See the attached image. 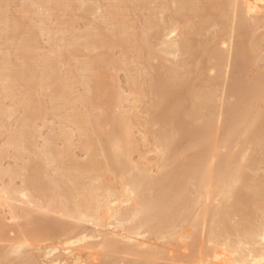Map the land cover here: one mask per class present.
Segmentation results:
<instances>
[{"label":"bare ground","instance_id":"bare-ground-1","mask_svg":"<svg viewBox=\"0 0 264 264\" xmlns=\"http://www.w3.org/2000/svg\"><path fill=\"white\" fill-rule=\"evenodd\" d=\"M30 1H31L30 2L31 4H32V2L33 3L36 2L38 5H40L39 0H38V2H37V0H30ZM82 1H84V0H82ZM94 1L93 2L91 1V3L97 2V1H95V2ZM167 1L165 0L166 3H169ZM200 1H202V0H171V2L174 4L173 6H175L173 8L174 13L177 14V16L176 15L173 16L174 18L172 17L173 21H175L174 19H179L178 16H180L181 19L176 20V21L181 22L182 17H184V18L189 17L191 14L198 12L197 9L199 8L200 5L197 3H199ZM78 2H79V0H78ZM84 2H86V1H84ZM41 3H42V0H41ZM112 3H114V2H112ZM201 3H204L203 5L201 4L202 5V7H200L201 10H202V8H205L203 10V12H206V10L208 12H211L212 16L214 17V20H215V22H214L215 25L214 24L213 25L215 27L217 26L219 28V31H218V28H215L217 30H214V32H213V33L218 32L217 33L218 36H215V38L219 37V39L217 38V41H216L215 38L212 39L213 35H209V37L211 36L210 38H208V39H211V40H209V41H211L209 46L207 47V44H206L205 45L206 47L204 46L202 53H200L201 48H197L199 50V52H197V54H199L198 57L196 56V53H194V55L197 57V59H196L197 63L195 65V67H199V72H200L199 74H197V76H198V78L202 77V81H201V79H198V80H200V82H202V83L207 84L205 87H203V84H201L200 86H202V87L199 88V86H197L198 83L194 82V81H193L194 83L192 82L194 85L193 86L190 85L191 86L190 89H189V86H188V88L184 87L183 81H185L187 83V81L190 79L189 74H187L188 76L186 77V72H189V73L192 72V70L190 69L191 67L189 68L191 71L186 70V72H184L185 75L184 74L183 75L185 78H183V76L180 75L181 72H178L179 69L177 70V67L180 66L179 58H181L183 60V58H182L183 55L186 57L187 55H185V54H191V52L193 53V52H196V50H197V49H194L192 47L196 44L191 43L190 39H192V36H195L192 34L195 33L196 35H198L199 31L200 30L202 31V29H204V27H206L205 25H200L199 22H201V21L198 20L199 24L197 23L200 26L194 27V28H197L196 30H198V28H199L197 33L193 27L189 26L191 23H189L190 21L188 19H190V18L186 19L189 24L187 22H186V24L185 23L180 24L181 26L183 24L187 26V24H188V27H190L192 29L191 30L189 29L190 31L187 30L188 28L185 30L189 31L190 33H191V31L194 30V32H192L191 34L190 33L188 34L187 32L184 31L185 34L187 33V35H192L190 39H188L190 36L188 37V36H185V34H183V29L182 30L180 29L181 32H179L177 34V28L178 27L173 25V23H175L176 21L172 22L171 25L173 27H171L169 30L168 29L167 30L162 29L163 31L165 30L164 33H162V35L158 34L159 31H161L159 25H161L160 23H162V22L160 21L161 19H159L158 21L160 23L157 20L155 23V19H157V18L153 19L152 22H154V24H157V22L159 23V25L157 26L160 29V30L158 29V31H157L158 33L156 32V34H154L155 33L154 32L153 33L154 35L149 33L148 34L149 36H146L147 35L146 33H148L149 31L148 32L144 31L146 34L145 35L146 37H152L153 36L152 37L153 43H151L152 40L150 38L151 42H148V39L146 41V43H148L147 47L145 46L146 45L145 43H144L145 45L141 44V46L142 45L145 46L146 50L152 51L151 49H153L152 52H154V50H156V49L159 50L160 47L154 49V47H156L157 44L159 43V42L157 43V41L159 40L160 41L159 45H161L162 48H164V50L161 51V53L163 52L164 55H169L170 57L174 56V58L177 56H182V57L178 58L179 61H173V62H172V59L170 60L171 62L169 61L170 57L168 56L167 61H169L171 63V65H169V67H168V65H166L167 66L166 67V66H163L165 64H163V65L160 64L163 67V69H162V70H164L163 73H161L162 70H161V72L159 70V72L161 74L157 78L154 77V79H156V80L153 83L150 82L152 84H149L150 78L147 80L149 86L150 85L152 86V87H149L151 90H148V91L149 92L152 91L151 93H153V91H154L155 94L158 95V97H159V99L157 100L158 97L156 96L157 102L155 101L156 102L155 104H153L154 101H153V103L151 101L149 103V106H150L149 109L151 108L150 113L154 117V121H153L154 124H152V122H151L152 120L151 121L147 120V121L151 122L149 124V126H147V127H150L152 125H156V128H157V125L159 127L157 129L158 130L157 132L156 131H155V133L152 132L153 133L152 135L154 136V141L157 144L156 152L160 153V156L158 157L159 159H157V157H156V159L158 161L155 159L157 161V162L155 161L156 163L155 162H153V164L151 163L152 166H149V163H150L149 160H148L149 162L148 161L145 162V163L148 162L147 164L142 163L141 165H138L140 161L137 162L138 164L132 163V162H134V160L132 161V159H131V153L132 152L134 153L135 150L133 149V145H134V143L136 144L135 140L134 141L131 140V129L130 128L133 129L134 125L132 126L133 123L131 122L133 120H129L131 116L128 115L129 116V118H128L127 115H125L127 113V111H125L126 113H124V114H123V111H121L122 116H120L121 113L119 112L120 115H119V118H117L115 116L116 115L118 116V114L115 112L116 115L115 116L112 115V111H113L112 110L110 113V115H111L110 116L109 110H110L112 105H111V103L107 102L111 106L110 105L107 106L104 104L108 108L106 107L105 108L106 110H104V109H102V110L105 111V114L107 113L106 111H108V114H106V115L101 114V115H102V117L103 116L106 117L107 115H109V116H107L108 118L106 117V120H105V118H102V117H101V119L105 120L103 122L107 121V123H108L107 126L109 127V131L108 132L106 131L107 134L105 132V134H106L104 137L105 140H102V142H100V146H98V148L96 147V145H95V147L93 145L94 141L91 138H93L94 136H93V134L91 135V133H92L91 130L87 129L85 127L86 126L85 123L83 124V122H82L83 121L82 113L74 111L73 113H71L69 115L67 114V116L65 118L67 121L66 123L69 122V123L73 124L76 127L77 131L79 132L78 136L80 135L81 141H78V142H80V144L78 143V145H81V147L84 148V152H85L84 156L87 157V159L85 162L82 161V162H84L82 164L79 161H78V163H76L75 161H77V159H75V157H74L75 161H72L71 166L68 168H65L63 170L64 176H61V177L66 178L68 176L69 178H74L73 183L72 182L71 183H72V186L74 187V190H77L79 192L77 197H80L81 199L77 200L75 198V196L73 197L72 194L73 193L75 194V192H73L72 190H69L72 187H70V185L66 181L65 182L68 184L69 188L64 189L65 187H62L63 190L61 191L62 188L60 189L59 186L60 187L62 185L65 186L66 183L64 182L65 185L62 184L64 181L62 178L61 179H55V178H53L54 176L52 177V175H51L50 177H48L49 179L51 178V184H52V185L50 184L51 186H54V184H56L55 182L57 180H59V181L61 180V182H57V183H61L62 185L61 184H57L58 186L56 185V187L59 188V189L57 188L58 191L60 190V192L53 194L52 192H54V191H52V190H54V187H55L54 186L50 191V194H49L50 197L48 196V194H46L48 196L47 199L49 198V201L51 203H52V201H54V204L52 205V207L48 201H46L47 203L45 201H43L44 204L43 203L40 204L39 202L37 203L35 200L36 199L35 195L36 194L39 195V194L43 193V188H44V187L42 188V185L40 184L41 181L39 180L41 178H39L38 176L40 174H42L44 171L42 173L40 172V174H38V172H36L35 169H32L35 171L31 172V168L29 169L30 172L28 171L29 173L26 171V168H24L28 174L26 173L27 176L25 177V180H23V182L27 183L26 185H28V188H30L29 192H32L33 194L35 193V195L28 193V194H31V196H30V195L26 194L24 192V190L23 191H16V189H14L15 191H11L7 187H6V190L0 191V201L3 198L2 202H0V206H1V208L3 206H5V207L7 206L6 209H8V212H4V213H7L8 216L6 214H4L3 215L4 217L1 220L0 224L4 221H7V222L10 221L11 223L14 222L13 227L15 228L18 225V224H15L16 219L17 218L21 219V218L25 217L26 214L25 215L22 214L23 216L16 214L15 211H16V208H18V205L16 207L15 205L12 204L13 202H17V204H21V207H22V205L26 204L29 208L30 207H32V209L34 208L36 210V212H42V214H44V218H45L44 221L46 220L47 217H48V220L51 217V216L49 217V215H48L49 213H52V214L54 213L58 217L65 218V221H67L66 224H65L64 220H62V219H61V221H63V222H61V221L60 222L64 223V224H58L59 220L55 219V220L49 222L46 228H44L46 226V224H44L45 225L43 227L44 229L39 230V231H45V234L43 233L44 235H47V234L49 235V232L53 231V233L57 234L58 238H59L58 242L56 241L57 244L55 246H52V247L50 246L48 248H45V250H47L45 252V254L47 255V258H48L47 261L49 264H87L90 261L91 262L95 261L97 259V257H96V259L89 257V258H91V259H89V261L84 259V255H83V252H84L83 249L84 248L83 247H84L85 243L82 244L85 240L87 241V239H90L89 241H91L93 237L99 238V240H97L98 243H95V244H97V246H99L101 248V253L103 251L104 256L102 255L100 258L105 257V259H104V261H102V263L99 262L101 264H116L117 260L121 259V256H130L133 258L132 262H135L137 264H157V260L160 261L161 255L163 253H166L167 251L161 253L162 251L160 252V250H159L160 246L156 245L153 242L166 241V243L169 244V243H171V240L177 239L179 237H181L182 239H179V240L177 239L178 243H179V241L181 242L182 240H184L183 242H185V239L188 238L186 236L193 234V233H190V231H184L185 228L183 229L182 227L185 225L186 226L190 225L189 227H192L191 229H193L195 231L194 234L196 233L197 230H199V231L202 229L206 230L205 234L207 235V237L205 235H203V236H205L207 239H202V241L206 240L207 243L209 244V245H207L208 247L206 248L205 254H200L199 256L196 255L197 257L195 256V258L192 259L193 261L191 262V264H264V104H263V107H261L262 105L261 106L259 105L261 103H264V100H263V97H264V72L260 73L258 76H256L255 78H252L249 81L244 79L246 77L245 76L246 74L245 75H243V74L246 72H244L238 78H236L232 81H230L228 79L230 82H233V90H234V93L238 94V99L236 98V96L233 97L234 94H232V92H231V94H232L231 97L233 99H237L236 102H234L233 104H231V103L226 104L224 99L222 100V98H221L220 100H222V101L220 103L222 104L224 102L225 104L223 103L224 105L223 106L221 105L222 109L218 106V103H219L218 102V98H219L218 93H219V87H220L219 81L226 78V74L229 72L230 68L233 69V71L235 72L236 70H240L241 68H243V66L246 67L248 65V64H246L247 63L246 62L247 55H249V54H247V52L252 54L254 51H257V49L259 50V48H260V50H262V48H263L262 46H264V32H262L263 34H261L260 36L256 33L259 36L258 38L254 34L251 35V37L249 38L247 48H245L242 44H239V43L235 44V46L232 47V44H234L232 40L234 39V33H235L236 27L235 28L229 27L230 25L228 22L233 21V20L237 21L238 27L241 28V31H239V32L244 33L245 37H246V33L249 30L248 31L246 30L247 32H244V30H242L243 28L246 27V28L253 29L252 31H255V30L257 31L260 27H264V0H203V2H201ZM78 4H76L77 6L76 5L75 6L73 5V6L75 8H77L79 6ZM86 4L87 3H84L85 6H87ZM99 4L100 3L95 4V5L99 6ZM161 4H162V2H161ZM27 5H28V3H27ZM43 5H44V3H43ZM84 5H82V6H84ZM163 5H164V3H163ZM85 6H84V8H85ZM92 6H94V4ZM110 6H112L111 3H110ZM197 6H198V8H197ZM74 7H73V9H75ZM79 7H81V6H79ZM89 7H91V6H89ZM106 7H108V6L106 5ZM92 8H95V7H92ZM107 9L105 12L111 10L112 7H111V9L109 8V10H107ZM166 9H167V6H166ZM81 10H82V8H81ZM95 10L93 11V13H95ZM115 10H117V7H116V9L115 8L112 9V14L110 12V14L112 15L111 21L106 22L104 20L106 25H108L107 23H109V22H112L111 24L113 25V20L114 19L117 20V18L113 19ZM173 10H172V12H173ZM24 11H26V12L24 13ZM78 11H80V10H78ZM97 11H96V13H97ZM103 11H101L102 15L104 14ZM22 12L24 14H26V13H28V10L26 9V10H23ZM81 12L82 13L85 12L84 9ZM86 12H91V11H88V9H87ZM98 12L100 13V11H98ZM119 12H120V10L118 11V13ZM163 12H165V11H163ZM199 12H201V11H199ZM208 12H206V13L208 14ZM174 13H173V15H174ZM119 14H121V13H119ZM119 14H117V15L119 16ZM196 14H199V13H196ZM121 15H123V14H121ZM205 15L203 14V16H205ZM158 16L159 15H157V17ZM207 16L209 17V19H213L211 17V15L210 16L206 15L205 22H204L203 18H202V22L210 25L211 22L207 21V18H208ZM106 17H107V15H106ZM195 17L197 18V15ZM3 18H4V16H3ZM152 18H154V17H152ZM106 19L108 20V18H106ZM198 19H200V16ZM116 20H114V21L116 22ZM119 20L120 19H118L117 23L119 22ZM150 20H148V21L150 22ZM165 20H166V18H165ZM3 22L6 25V22L5 21H3ZM24 22L25 21L23 20L22 23L24 24ZM121 22H122V20H121ZM184 22H185V20H184ZM27 23L28 22L26 20V22H25L26 25L21 24V26L22 25H23L22 27L27 26L25 28L30 29L31 25L29 26ZM127 23H125V21H124V23H120L118 25L114 24V25H116V27L114 29L117 30V33H118L117 35L120 34V36H122V37H125V35H127L128 32H126V30L128 27L125 28L126 26L124 25ZM203 23H201V24H203ZM146 24H147V26H150V25H148L149 23H146ZM176 24H178V23L176 22ZM233 24L235 25V22H233ZM97 25H99V24H97ZM138 25H139V23H138ZM140 25H142V24H140ZM151 25H152V23H151ZM162 25H164V22ZM165 25H166V23H165ZM184 25L182 27H184ZM19 26H20V24H19ZM21 26L19 28H22ZM99 26H101V25H99ZM147 26H146V28H147ZM167 26H169V22H168ZM202 26H204V27L202 28ZM13 27L15 28V26H13ZM129 27L132 28V25L131 26L129 25ZM110 28H112V27H110ZM150 28H151V26L149 27V29ZM152 28H154V26ZM161 28H162V26H161ZM200 28H202V29H200ZM4 29L7 30V28H4ZM149 29H146V30H149ZM207 29H205V30H207ZM19 30H22V29H19ZM111 30L112 29H110V33H113L115 31L114 30L113 32H111ZM128 30H129V28H128ZM8 31H7L8 33H5V34L11 33L12 30H10V28H8ZM30 31L31 30L28 31L30 34L34 32L31 35H35V33L37 34V32H35L33 30L31 32ZM99 31L98 32L95 31L94 33L92 32V34H93L92 36L94 37L95 34H97V33L99 35L100 34ZM135 31L136 30H134V32ZM260 31H262V30H260ZM260 31L258 30V32H260ZM4 32H6V31L4 30ZM28 32L26 34H28ZM69 32H71V31H69ZM130 32H132V31H130ZM207 32H209V31H207ZM21 33L25 34L24 32H21ZM5 34H3V35H5ZM106 34L104 35V37H107V40L105 38V40L107 41V44H112L114 41L113 39H115L114 37L115 36L117 37L116 33H115V35L111 34L112 36H114L113 38H112V36L110 38L112 40V43H110V41L108 43V37L110 34H108V36H106ZM129 34L131 35V33H129ZM157 34L159 36H157ZM244 34H242V35H244ZM250 34H251V32H250ZM179 35H180V38L177 37ZM10 36L7 35L8 39L10 38ZM30 36H28L29 39L27 37L25 40H27V39L31 40L32 36L31 37ZM49 36H51L50 33H49L48 37ZM120 36H118V37H120ZM134 36H135V34H134ZM134 36H133V38H135ZM154 36L156 38L158 37L157 38L158 40H156V43H155L156 46L154 45V47H152L151 45L154 44V38H155ZM34 37H36V38H34ZM34 37L32 39L36 40V42H34L36 44L37 38L39 36L37 37V35H35ZM52 37H50V38H52ZM126 37L130 38V36L129 37L126 36ZM159 37H160V39H159ZM176 37L179 38V40H177ZM242 37H244V36H242ZM20 38H23V36ZM88 38H87V40L91 39V38L90 39H88ZM98 38L101 39V37H99V36H98ZM98 38L96 40H100ZM53 39H55V38H53ZM84 39H86V38H84ZM235 39H236V37H235ZM246 39H248V38H246ZM96 40L91 39L90 42L89 43L87 42V43L90 44L89 46H91L92 45L91 41L93 42ZM126 40H124V38H123V40L121 41L122 43H118V42L117 43L120 45L121 44L124 45L123 41H125L126 42V43L124 42L125 45L121 46V48H123V47L126 48L125 46H129V44L127 43L128 41H126ZM19 41H21V40H19ZM102 41L104 42L103 39H102ZM116 41H115V43H116ZM130 41H134V43H135V39L134 40L130 39L129 42ZM141 41L144 42V40H141ZM196 41L198 42V40H196ZM199 41H200V39H199ZM207 41L208 40H206L205 42L207 43ZM237 41H239L238 38H237ZM21 42H23V41H21ZM103 42H101V40H100V43L102 45L104 44ZM139 42H140V40H139ZM202 42H203V39H202ZM202 42H201V44L205 43V42L204 43H202ZM29 43L27 42V44H29ZM78 43H80V42L78 41ZM87 43L84 44V47L86 45L87 50L85 49L86 47L85 48L82 47V49H84L86 51H88ZM100 43L97 42V44H99V46H100ZM149 43H150V46L152 48L149 46ZM93 44H94V46L97 45L96 42ZM126 44H128V45H126ZM130 44H133V42H130ZM29 45H31V44H29ZM74 45L75 44H73V47H75L74 49L76 50L77 47ZM79 45L82 46L81 43ZM79 45H78V47H79ZM116 45H114L112 47L117 48ZM24 46H25V48H26V46H27V48L31 47V46L28 47V45H24ZM109 46H107L108 49H109ZM19 47L22 50L23 47H21V45H19L18 48ZM96 47L97 46H95L94 48L91 47V49L93 48L94 49L93 51H95ZM105 47L102 46L101 48H104V51H105V49H107ZM20 48H19V50L16 49V52L21 51ZM25 48H23V49L26 50ZM33 48H32V50H33ZM67 48L69 49L70 47L67 46L66 50H67ZM139 48L143 52H145L141 47H139ZM52 49H50L49 51H51ZM71 49H72V47H71ZM74 49H72V50L74 51ZM111 49H113V48L110 47V50ZM192 49H194V51ZM64 50H65V48H64ZM72 50H71V52L73 53ZM97 50H99V48ZM110 50H108V51L110 52ZM124 50L126 51L127 48ZM16 52H14V53L16 54ZM29 52H30V50H29ZM77 52H75V53H77ZM159 52H160V50H159ZM159 52H158V54H160ZM56 53L58 54V52H53V54H56ZM59 53L61 54L60 51H59ZM123 53L124 52L122 51V54ZM17 54H19V53L17 52ZM57 54H56V56H57ZM148 54L153 55V53L152 54L148 53ZM154 54H157V52L156 53L154 52ZM158 54L155 56L159 57ZM25 55L26 56L31 55V53L30 54H23V58H25L24 57ZM100 55L103 56L102 54H100ZM108 55H109V53H108ZM108 55L107 56L105 55V56L108 57ZM191 55H193V54H191ZM191 55H189L190 61H192V59L195 58L194 55L192 57H191ZM263 55H262V58H263ZM58 56H60V55H58ZM112 56H114V55H112ZM19 57H17L16 60H19V61L23 60L22 62L25 61V64H26L28 62H26L25 59H28L30 56L29 57L27 56V58H25V59H21L22 57L21 58H19ZM31 57H32V55H31ZM33 57H35V56H33ZM146 58L148 59L149 57H146ZM150 58H153V57L151 56ZM250 58H248V61H250L249 60ZM256 58H258V57H256ZM256 58L254 57V59H256ZM259 58L262 59L261 57H259ZM72 59H73V57H72ZM99 59H101V58H99ZM112 59L115 60L118 58L112 57ZM112 59L103 58L104 63L108 60H111V64H112L110 66L111 68L115 65H117L119 68L120 67L119 62H117L118 63L117 64L116 60L114 61ZM154 59L159 60V61L161 60V58L160 59L154 58ZM165 59H167V57H165ZM175 59H173V60H175ZM229 59H230V61H229ZM3 60L6 61L5 58H3ZM35 60H36V58H35ZM121 60L125 61L124 59H121ZM150 60L151 59H149L148 61H150ZM152 60H151V62H152ZM155 60H153V61H155ZM184 60H187V58L186 59L184 58ZM231 60H232V62H231ZM88 61H90V60H88ZM194 61L195 60H193L191 62V63H193V65H194ZM259 61L260 60L258 59V62ZM98 62L96 60V64H94V65L91 63V65L93 66V67L91 66L92 69H94L95 65L97 66ZM120 62H122V61H120ZM151 62H149V63H151ZM187 62H189V58H188ZM39 63H40L39 69H40V72H42L40 74L43 75L44 72L47 73L49 66L51 64H49V62H46V60L45 61L43 60ZM93 63H95V62H93ZM125 63H123V64H125ZM158 63H160V62H158ZM161 63H163L162 60H161ZM252 63L250 62V66ZM32 64H34V63H32ZM58 64L59 63H57V64L55 63L56 67L58 66ZM102 64H103V62H102ZM186 64L188 65V63H186ZM186 64H185V66H186ZM189 64H190V62H189ZM257 64H259V63H256V65ZM4 65L5 64H3V66ZM27 65L30 66V64H26V66ZM53 65H54V63H53ZM101 65L100 64L98 65L99 69H100L99 66H101ZM109 65L110 64H108V67H109ZM127 65H129V63ZM157 65L158 64H156V66ZM253 65H254V63H253ZM256 65H254V66H256ZM26 66H24V67H26ZM29 66L27 68H25L24 70H20L18 72L15 71V73L13 71V74H10V73H9L10 75L5 74V77H7L8 79H10V76H12V78H14V79L19 78L21 81H23L22 83H25L26 85H28V88H30V85H31V87L32 86L34 87L33 84H35V82L36 83L42 82L43 76L38 74L39 70L36 66L35 67L37 68V70L34 68L33 65L32 66L34 69H32V66L31 67H29ZM117 66H115V67L117 68ZM139 66H141V65H139ZM144 66H145V64H144ZM146 66H147V62H146ZM254 66H251V67H253L251 69H253V70L256 69L257 66L255 68H254ZM72 67H74V66H71V69H73ZM115 67H113V68H115ZM150 67L151 66H149V68ZM188 67H189V65H188ZM245 67H244V69H245ZM248 67H246V69ZM2 68H4V67H2ZM53 68L54 67L52 66V69ZM58 68L59 67H57V69ZM89 68L83 69L85 74L83 73L84 75L81 77V79L77 78V79H79L77 81V83H79L80 81L83 80V84L86 87L87 92L90 94V96H87L88 98L86 97V94H85V97L87 98V101H88V99L90 100L93 97L90 100V103H93V102H91L93 99L101 98L100 92L102 93V90L100 91V89L102 87L100 88V86H102V85L99 86V83H97L96 85L95 84L94 85H92V84L88 85L89 81L88 82L84 81V79L87 77V74L90 73V71L93 72ZM98 68L96 69V71L98 70ZM152 68H154V67H152ZM78 69H80V68H78ZM186 69H188V68H186ZM192 69L194 70V68H192ZM35 70H36V72H38L37 73L38 76L36 74H33V76H35V77L29 78L30 74L28 75V72L33 73V71H35ZM75 70H71L70 73L72 74V71H73L72 75L78 74L77 71L75 72ZM249 70H250V67H249ZM100 71H102V70L100 69ZM147 71H149V70H147ZM202 71L206 72V74H207V72H211V71L213 72L214 71L215 74L213 72V74H214L213 77H210L209 75L205 76L204 73L202 74ZM260 71H262V70H260ZM74 72H75V74H74ZM110 72H112V70ZM113 72H115V71L113 70ZM3 73H4V71H3ZM54 73H56V72H54ZM230 73H232V72H230ZM47 74H49V76H47V77H52L51 73H47ZM91 74H94V73H91ZM194 74H196V73H194ZM211 74L212 73H210V75ZM253 74L257 75L258 73L257 74L253 73ZM68 75L70 76L69 73H68ZM2 76H3V74H2ZM2 76H0V77H2ZM75 76L72 79H76ZM112 76H114V75L112 74ZM231 76L232 75L230 74L229 77H231ZM77 77H79V76H77ZM98 77H100V76L98 75ZM188 77H189V79H188ZM195 77L196 76L192 77L193 80L195 79ZM56 78H58L57 80L59 81L58 75L56 77H54L53 79L56 80ZM114 78H115V76H114ZM114 78H112V80ZM129 78L127 76V80ZM232 78L233 77H231V79ZM17 79L15 82L16 86H17V81H18ZM50 79L51 78H49V80ZM61 79H62V77H61ZM89 79L90 78H88V80ZM92 79L95 80V77ZM132 80H134V78ZM228 80H226V81L229 82ZM129 81H131V80H129ZM7 82H8V80H7ZM137 82H135V84ZM68 83L62 82L61 84L56 85L55 88H57V89H55V90H56L57 94L54 93L55 92V90H54L53 95H57L58 98L64 97V94L68 93V90H69L68 89ZM142 83H141V85L143 86ZM188 83H190V82H188ZM12 84H10V85H12ZM73 84H74V82H73ZM133 84H134V82H133ZM20 85H18V86H20ZM112 85H115V84L112 83ZM184 85H185V83H184ZM225 85H226V83H224V86ZM18 86H17V88H18ZM23 86H25V85L23 84L20 87H23ZM36 86H37V84H36ZM84 86H82V87H84ZM137 86L134 85L135 88ZM194 86H195V88H197V90H195V89L192 90V87H194ZM227 86H226V88H227ZM230 86L231 85H229L228 87L230 88ZM15 87H13V88L15 89ZM25 87H23V88H25ZM153 87H155V88H153ZM6 88H8V85ZM53 88H54V85H53ZM113 88H114V86H113ZM149 88H147V89H149ZM229 88L227 90H229ZM32 89L30 88V91L28 90L30 92V93L28 92V96H32L31 94H34V92H31ZM107 89H108V87H107ZM137 89H143V87L142 88H136V91H135L136 94H137ZM10 90H11V86H10ZM21 90H27V88L26 89L21 88L20 92H21ZM109 90H107V92L104 90L105 92L104 91L103 92L108 94ZM227 90L225 89L224 91H227ZM182 91L185 93L184 94L185 96H183V93L181 94ZM6 92H7V94H9V91H6ZM70 92H72V91H70ZM111 92L114 94V92L116 93L117 91H114V92L111 91ZM132 92H133V89H132ZM132 92H131V94H132ZM138 92H140V91H138ZM141 92L143 93V91H141ZM109 93H110V91H109ZM7 94H6V96H7ZM11 94L12 93L10 92V95ZM20 94H22L24 96L23 91ZM113 94H111V96ZM26 95H27V93L25 94V97H26ZM68 95H70V94H68ZM104 95H103V97L106 100V98L109 94L105 95V96ZM140 95H142V94H140ZM151 95H153V97H154V94H151ZM151 95H150V97H152ZM34 96L35 95H33L32 98H34ZM222 96L224 98V94H221V97ZM67 97H69V96H67ZM85 97L83 96L80 99L84 103L88 104ZM103 97L101 98L102 101H104ZM123 97H124L123 98V100H124L125 96H123ZM26 98H28V97H26ZM51 98H53V97H51ZM58 98H56V99H58ZM133 98H135V96ZM229 98H230V96H229ZM13 100H15V99H13ZM25 100L27 101V99H25ZM123 100L120 99L119 101H123ZM65 101L69 102L68 100H65ZM114 101H116V100H113L112 102H114ZM227 101L229 102V99ZM32 102H33V104H32ZM38 102H39V100L36 101L37 105H38ZM67 102H66V104H67ZM34 103H35L34 99H32L30 102H28L27 105H28L29 109H32V107L34 106ZM97 103H99V101H95L94 104H96V106L101 104V103H99L97 105ZM104 103H106V102L104 101ZM120 103H122V102H119L118 104H120ZM64 104H62V105H64ZM87 104H85V107L88 106ZM91 105H89V106H91ZM152 105H153V107H151ZM109 106H110V108H109ZM36 107H37L36 111L39 112L38 106H36ZM36 107L34 106L33 108L35 109ZM95 108H94V110H95ZM116 109L118 110L117 107H116ZM121 109H122V107H120V109L118 111H120ZM25 111L26 110L24 109V112ZM36 111H34V113ZM30 113H29V115H30ZM88 113H90V112H88ZM150 113L148 112V109H147V114L149 115ZM37 114L38 115L40 114V116H42L41 113H37ZM90 114L92 115V113H90ZM29 115L28 114L26 115V113H25V116H23V118L26 116H29ZM91 115H89V116H91ZM155 115H157V117ZM30 116L26 120H28V121L31 120L32 118L29 119ZM152 116H148V119H150V117H152ZM132 117H133V115H132ZM37 118H40V117L37 116ZM95 118L98 119L97 117H95ZM101 119H98L97 123H100ZM151 119H153V118H151ZM31 121H33V119ZM34 121H35V118H34ZM93 121H94V119H93ZM130 122L132 123L131 125H130ZM21 123H22V121H21ZM32 123L29 126L27 123H25V125H27L28 128L31 126V130H32L33 129ZM97 123L94 121L93 124L96 125ZM33 124H35V122ZM20 125L22 126V124H20ZM27 126H24V128L25 127L27 128ZM97 126H99V124H97ZM130 126H132V127H130ZM108 127H106V128L108 129ZM28 128L26 130L30 131V133H29V131H27L29 133V135H27L26 130H23L20 127H18V129H19L18 131L14 130V132L11 134L12 138L9 137V138H11L10 141H12V142L8 141L9 143L13 144L12 145L13 148L16 147V149H18L19 148V145H18L19 142L25 141L24 139L27 136H31V135H32V137L34 136L33 133L35 134V132L31 131L30 128L29 129ZM60 129H61V127H60ZM93 129H94L93 132L98 131L97 129L94 128V126H93ZM61 132H63V131H61ZM14 133H16V134H14ZM96 133H98V132H96ZM99 133H100V135H101V133L104 135V132L101 131V129H100ZM64 135H65V132H64ZM98 135L95 136V139H97L96 137H98ZM39 136H41V135H39ZM66 136H68V135H66ZM32 137H30L29 140L33 139L36 136H34L33 138ZM99 137H101V136H99ZM51 138H52V136H51ZM51 138H49V139H51ZM60 138H63V136H61ZM54 139L52 142H54ZM64 139H66V138H63V140ZM68 139H70V138H68ZM46 140H48V139H46ZM60 141L62 142V140H60ZM66 141H69V140H66ZM92 141H93V143H92ZM96 141H98V140H96ZM28 142L29 141H27V143ZM29 144H30V142H29ZM24 145H25L26 149H27V147L29 149H31L30 148L31 145H34V144L31 143V145L29 146V145H26L24 143ZM24 145L22 144L23 147H24ZM98 145H99V143H98ZM46 146L47 147H45V149H48L47 152H49V153L52 152L51 151L52 149L50 147L52 146L54 148L53 144H51V143L49 144V142H48V145L46 144ZM33 147H36V146L34 145ZM81 147L79 148L80 150H82ZM135 149H137V147ZM19 150H22V148H20ZM34 150H35V148H34ZM38 150L41 151V148ZM62 150H63V148H62ZM62 150H57V151H60V153H61ZM221 150H224V151H221ZM17 152L19 153V151H17ZM32 152H35V151H32ZM62 152H64V154H65L64 150ZM138 152L139 151H137V153ZM38 153H40V152H38V151H37V153L35 152L36 155ZM31 154H33V153H31ZM53 154L58 155L59 153H53ZM45 155H46V152L44 153V157H45ZM57 155L55 156L56 158H57ZM62 155H63V153H61V156ZM99 155H101L103 157L102 161L99 160V159H101L99 157ZM139 155H142V154H139ZM182 155L183 156L186 155L185 157H187V158H185V157L182 158L181 157ZM38 156H39V154H38ZM40 156H41V153H40ZM67 156L71 157L70 154H68ZM67 156L65 154V157H67ZM97 156L99 157L98 159H96ZM59 157H60V155H59ZM65 157H64V159H66ZM141 157H143V155ZM180 157L182 159H180ZM34 158L36 159V157H34ZM39 158H41V157H38L37 159H39ZM42 158H43V155H42ZM53 158H54V156H53ZM47 159H50V157ZM57 159L59 161V158H57ZM185 159H186L185 162H181V160H185ZM54 160H56V159H54ZM140 160H142V162H143V160H145V159L141 158ZM39 163H40V161H39ZM172 166L174 168L171 169L170 167H172ZM258 166L263 167V169H262L263 173L260 174V178L254 179L253 178L254 172L258 169H260V171H258V172H261V168H259ZM110 167H111V171L109 169ZM56 169H60V168L56 167ZM107 170L110 171V174L117 173L116 175L120 177V180H118L120 184L117 183L119 185V188H114V189L111 188V189L105 190L104 194L98 195L95 193L96 191H98V188H96V187H88L87 188L86 187L87 184L83 185L84 183L83 184L80 183V181H82V179H85V178H89V180H92L94 182L97 180H99V182H100V179H102V178H103V180H105L107 177H109V176H107L108 174H106ZM37 171H39V170H37ZM158 172H163V173L167 172V173L162 174L161 176H159V178H157L158 175H160V174H158ZM22 174L24 175L25 173H22ZM43 175H44V173H43ZM57 175H58V173H57ZM155 175H157V177H155ZM103 176H106V177H103ZM255 176H257V175H255ZM48 178H47V184L49 182ZM52 178L55 179L56 181L53 182ZM107 179H110V178H107ZM108 181H105V182H108ZM44 183H45V180L43 182V186H44ZM88 183H89V181H88ZM103 184H104V181H103ZM50 185H48V186L50 187ZM101 185H102V182H101ZM102 187H104V185ZM102 187H101V189H102ZM108 187H110V186H108ZM99 189H100V187H99ZM9 190H10V192H12L11 196H10ZM18 190H21V189H18ZM47 190L49 191L50 189H47ZM100 191H102V190H99V192ZM71 192H72V194H71ZM44 197H46V196H44ZM44 200H45V198H44ZM58 200H61V201H58ZM14 204H16V203H14ZM64 204H67V206L66 205L63 206ZM22 211H23V209H22ZM0 213H2V212H0ZM21 213H23V212H21ZM26 213H28V212H26ZM45 215H48V216L46 217ZM234 218H237V220L233 221ZM34 219H37V218H34ZM11 223L9 225H11ZM27 223L29 224V222H27ZM32 224H34V223H32ZM35 224H36V222H35ZM74 224L79 225L80 227H76ZM29 225H31V224H29ZM17 228H15V229H17ZM33 229L35 230L36 228H32V230L30 229V231H33ZM191 229H189V230H191ZM19 230H21V229H18V231ZM37 230H35V231H37ZM23 231H26V230H23ZM30 231L28 230V232H30ZM200 232H199V234H200ZM41 233L39 235L41 237H43L42 236L43 234L41 235ZM93 234H97V235L92 236ZM33 235L30 237L32 238V237L36 236L35 233ZM28 236L29 235H27V238H28ZM50 238H52V237H50ZM198 238H199V236L196 237V239H198ZM13 239H14V237H13ZM32 239H34V241H35L36 238H32ZM193 239H195V238H193ZM199 239H201V238H199ZM40 240H41V238H40ZM48 240H50V239H48ZM190 240H192V239H190ZM13 241L14 242L12 245H9V246L7 245L8 248L6 250L0 251V262L2 261L3 263L4 262L7 263L8 259H10L9 257H11L12 255H18V258H20L19 256L21 255L23 257H25V256L28 257V259L30 258V261L32 263H34L35 259H33V261L31 260V258L33 256L32 255V253H33L32 249H34V251L38 250L39 249L38 245H34L35 243L30 242L28 239L24 238L22 231L21 232L19 231L16 233L15 240H13ZM36 241L38 242V238L36 239ZM89 241H88V243H90ZM191 242H187L185 245L189 244L187 246H189L190 248L193 249V247H191L192 245L190 246ZM197 242H199V241L197 240ZM197 242L195 241V243H197ZM195 243L192 242V244H194L196 246ZM95 244H92V245L95 246ZM88 246L86 248H88ZM189 247H187V249ZM170 248H172V246ZM177 248H179V247H177ZM201 248H203V246ZM28 249H30V250H28ZM167 249H169V248H167ZM195 249L197 250L196 247H195ZM196 250H195V253L199 251V250L198 251H196ZM86 251H89V250H86ZM98 252H100V250ZM170 252H172V251H170ZM185 252L187 253V251H185ZM203 252H200V253H203ZM195 253H194V255H195ZM185 254H184V256H187ZM188 254H189V252H188ZM35 255H37V254H35ZM35 255L33 258H35ZM165 255H167V254H164V256H162V257H165ZM170 255H168V257ZM173 255H175V253ZM61 256H63L64 259H61L62 258ZM97 256H99V255H97ZM188 256H190V254ZM26 257H25V259H26ZM168 257H166V258L168 259ZM100 258H99V260H100ZM166 258H163V259L165 260ZM178 258H180V257H178ZM178 258L176 256V259H178ZM99 260H97V261H99ZM126 260H129V259H126ZM13 261H15V260H13ZM16 261H19V259L16 258ZM28 261L29 260H27V262ZM121 262H122V260H121ZM132 262H130V264ZM163 262L168 263L169 260L163 261ZM170 262H173V261H170ZM8 263H11V262H8ZM24 263L27 264L26 262H24ZM158 263H160V262H158ZM12 264H14V262ZM15 264H17V263H15ZM19 264H21V263H19ZM123 264H125V263H123ZM178 264H180V263H178ZM184 264H185V262H184Z\"/></svg>","mask_w":264,"mask_h":264},{"label":"rangeland","instance_id":"rangeland-1","mask_svg":"<svg viewBox=\"0 0 264 264\" xmlns=\"http://www.w3.org/2000/svg\"><path fill=\"white\" fill-rule=\"evenodd\" d=\"M84 1H86V2H84ZM84 1H82V0H79V2H78V0H42V3H41V0H39V2H40V5H38L36 2H32V4L30 3L31 1L30 0H0V76H2V74H3V76L2 77H0V191L1 190H6V187L7 188H9L11 191H15L14 189H16V191H23L24 190V192L26 193V194H28V193H31V194H33L32 192H29L30 191V188H28V185H26L27 183L25 182H23V180H25V177L27 176V174L30 172L29 171V169L31 168V172L33 171H35L36 170V172H38V174H40V172L42 173L43 171V173H44V175H43V173L42 174H40L38 177L39 178H41V179H39L41 182H40V184L42 185V188H43V193H41V194H36L35 195V193L33 194V195H35V197H36V202L38 203H43V201H48L50 204H51V207H52V205L54 204V201H52V203L49 201V198L47 199V197L49 196L50 197V191H51V189L54 187V190H52V191H54V192H52L53 194H55V193H57V192H60V190L58 191V189L60 188H62V187H65L64 189H68L69 188V186H68V184L70 185V187H72V188H70L69 190H72L73 192H75V194L73 193L72 194V192H71V194L73 195V197L75 196V198L78 200V199H81L80 197H77V195H78V191L77 190H74V187L72 186V183H73V181H74V178H69L68 176V178L66 177H61V176H64L63 175V170L65 169V168H68V167H70L71 166V162L72 161H75V159H77V161H75L76 163H78V161L79 162H81L82 164L86 161V159H87V157H85L84 156V148H82L81 147V145H78V143L80 144V142H78V141H81V137H80V135L78 136V134H79V132L77 131V129H76V127L73 125V124H71V123H66L67 121H66V116H67V114L69 115V114H71V113H73L74 111L75 112H79V113H82V116H83V124L85 123V127L87 128V129H89V130H91V135L93 134V138H91L93 141H94V147H95V145H96V147L98 148V146H100V142H102V140H105V135L107 134V132L109 131V127L107 126L108 125V123H107V121L106 122H103V121H105L106 120V117L107 116H109L110 115V113H111V111H112V115H116V113L118 114V116L116 115L115 117H117V118H119V115H120V113H121V115L120 116H122V112L121 111H123V114L124 113H126L125 111H127V113L125 114V115H127V117L129 118V116H131L130 117V119L129 120H133V121H131L130 122V125L132 124V126H133V129L132 128H130L131 129V140H135L136 141V144L134 143V145H133V149L136 151H134V153L132 152L131 153V159H132V161L134 160V162H132L133 164H138L137 162L138 161H140L139 162V164L138 165H141L142 163L143 164H147L149 161H150V163H149V166H152V164H153V162H155L157 159H159L158 157L160 156V153H158V152H156V146H157V144L155 143V141H154V136L152 135L153 133L152 132H154L155 133V131L157 132L158 130V125H157V128H156V125H152V124H154V117L151 115V111H150V109H149V103H150V101L153 103V101H154V103L153 104H155L156 102H157V100L159 99V97H158V95H156L155 94V92L153 91V93H151V92H149L148 90H151L149 87H152L151 85L149 86V84H152L153 82H155V80L156 79H154V77L155 78H157L161 73H163V71L164 70H162L163 69V67L161 66V65H163V64H165V65H163V66H166V65H168V67H169V65H171V59H172V62L173 61H179L180 60V66H178L177 67V70H178V72H181L180 73V75H182L183 76V78H185L184 77V72H186V70L188 71V70H192V72H186V77L188 76L187 74H189V76H190V79H189V77H188V81H187V83L185 82V81H183V86L184 87H187L188 88V86H189V89H190V87L191 86H193L194 84V82H197L198 83V85L197 86H199V88H201L202 86H200L201 84H203V87H205L207 84H205V83H202V82H200V80H198V79H201V81H202V77L201 78H198V76H197V74H199L200 72H199V67H195V65H196V63H197V61H196V59H197V57L199 56V54H197V52H199V50L197 49V48H201L200 49V53H202V50H203V48H204V46L207 44V47L209 46V44H210V42L211 41H209V40H211V39H208V38H210L209 37V35H213L212 36V39L213 38H215V36H218V32L216 33H213L214 32V30H217V29H215V28H218L217 26L215 27L214 25V22H215V20H214V17L212 16V13L211 12H208L207 10H206V12H208V14L206 13V12H203V10L205 9V8H202V10H201V8L200 7H202V5L204 4V3H201V2H203V0L202 1H200L199 3H197V4H199L198 6H199V8H198V6H197V10H198V12H196V13H201L200 15L199 14H196V13H194V14H191L189 17H182V21L180 22H178V21H176V20H179V19H181L180 18V16H178L179 17V19H174L178 24H176V22L175 21H173V19H172V17L173 16H177V14H175L174 13V10H173V8L175 7V6H173L174 4L171 2V0H166L167 2H169V3H166L165 2V0H95V1H97L96 3H91V1L93 2L94 0H84ZM88 1V2H87ZM94 1V2H95ZM144 1V2H143ZM164 1V2H163ZM37 2H38V0H37ZM108 2V3H107ZM112 2H114V3H112ZM161 2H162V4H161ZM205 2V1H204ZM26 3V4H25ZM27 3H28V5H27ZM43 3H44V5H43ZM62 3V4H61ZM78 4L79 6H81V7H77V8H75L74 6L76 5V4ZM84 3H87L86 5L87 6H85L84 5ZM98 3H100L99 4V6L98 5H95V4H98ZM110 3L112 4V6H110ZM141 3V4H140ZM163 3H164V5H163ZM172 5H171V4ZM81 4V5H80ZM94 4V6H92V5ZM167 4V5H166ZM202 4V5H201ZM32 5V6H31ZM34 5V6H33ZM59 5V6H58ZM68 5V6H67ZM74 5V6H73ZM82 5H84L85 6V8H84V6H82ZM91 6V7H89V6ZM106 5L108 6V7H106ZM117 7V10H115V13H114V17H113V19L114 18H117V20L116 19H114V20H116V22L113 20V25L114 24H116V25H118V24H120V23H124V21H125V23H127V24H124L126 27L125 28H129V30H128V28H127V30H126V32H128L127 33V35H125V37L126 36H130V38H125V37H122V36H120V34L119 35H117L118 33H117V30L116 29H114L115 27H116V25H112L111 23L112 22H109V23H107L108 25H106V23L104 22V20L106 21V22H108V21H111L112 20V9L113 8H115L116 9V7ZM144 5V6H143ZM163 5V6H162ZM169 5V6H168ZM71 6V7H70ZM77 6V5H76ZM130 6V7H129ZM140 6V7H139ZM159 6V7H158ZM166 6H167V9H166ZM205 6V5H204ZM203 6V7H204ZM39 7V8H38ZM73 7L76 9H73ZM87 7V8H86ZM92 7H95V8H92ZM111 7H112V9H111ZM127 7V8H126ZM135 7V8H134ZM138 7V8H137ZM70 8V9H69ZM79 8V9H78ZM81 8H82V10L84 9V11L85 12H81L82 10H81ZM108 8V9H107ZM109 8L111 9V10H109ZM134 8V9H133ZM161 8V9H160ZM28 10V13H26V14H24L26 11H24V13L22 12L23 10ZM88 9V11H91V12H86V10ZM91 9V10H90ZM93 9V10H92ZM96 9V10H95ZM99 9V10H98ZM106 9L107 10H109V11H107V12H105L106 11ZM130 11H129V10ZM163 9V10H162ZM166 9V10H165ZM78 10H80V11H78ZM95 10V13H93V11ZM100 11V13L98 12V11ZM104 10V11H103ZM120 10V12L119 13H121V14H123V15H121V14H119L118 13V11ZM128 10V11H127ZM172 10H173V12H172ZM96 11H97V13H96ZM101 11H103V15H102V12ZM153 11V12H152ZM163 11H165V12H163ZM170 11V12H169ZM199 11H201V12H199ZM110 12H111V14H110ZM133 12V13H132ZM151 12V13H150ZM160 14H159V13ZM172 13V14H171ZM173 13H174V15H173ZM89 16H88V15ZM95 14V15H94ZM117 14H119V16L117 15ZM203 14L205 15H211V17L213 18V19H209V17L207 18V21L208 22H211L210 23V25L209 24H205V23H203L202 22V18L204 19V22H205V17H206V15L205 16H203ZM97 15V16H96ZM106 15H107V17H106ZM118 17H117V16ZM157 15H159L158 17H157ZM194 15V16H193ZM197 15V18L195 17ZM202 15V16H201ZM3 16H4V18H3ZM150 16V17H149ZM199 16H200V19H198L199 18ZM2 17V18H1ZM111 17V18H110ZM152 17H154V18H152ZM171 17V18H170ZM194 17V18H193ZM106 18H108V20L106 19ZM122 18V19H121ZM152 18V19H151ZM155 18H157V19H155ZM165 18H166V20H165ZM170 18V19H169ZM174 18V17H173ZM188 18H190V19H188ZM27 20V24L30 26L31 25V27H30V29L28 28V29H26L25 27H27V26H24V27H22L23 25H26L25 24V22H26V20ZM103 19V20H102ZM118 19H120L119 20V22L117 23V21H118ZM124 19V20H123ZM151 19V20H150ZM153 19H155V23H156V20L158 21L159 19H161L160 21L162 22V23H160L159 21V23L161 24V25H159V23L157 22V24H154V22H152V20ZM169 19V20H168ZM186 19H188L190 22L189 23H191L189 26L190 27H197V26H200V25H205L206 27H204V26H202V28L204 27V29H202V28H200V29H202V31L200 30L199 31V33H198V35H196L195 33L194 34H192V35H195V36H192V35H187V33L189 34L190 32V30L192 29V28H190V27H188V21L186 20ZM25 21L24 22V24L22 23V21ZM102 20V21H101ZM121 20H122V22H121ZM148 20H150V22L148 21ZM184 20H185V22H184ZM198 20L199 21H201V22H199L200 23V25H198L199 23H198ZM211 20V21H210ZM3 21H5L6 22V25L4 24V22ZM92 21V22H91ZM99 23H98V22ZM30 22V23H29ZM97 22V23H96ZM101 22V23H100ZM104 22V23H103ZM115 22V23H114ZM149 23L148 25H150L151 26V28L149 29V27L150 26H147V24L146 23ZM163 22H164V25H162L163 24ZM168 22H169V26H167L168 25ZM172 22H175V23H173V25H175L176 27H178L177 28V34L179 33V32H181V30L183 29V34H185V32H187L186 34H185V36H190L188 39H190L191 38V36H192V39H190L191 40V43H195L196 45H194V46H192L194 49H197L196 50V52H191V54H193L194 55V53H196V56L194 55V59H192V61L193 60H195L194 61V65H193V63H191L192 61H190V57H189V55H191V54H185V55H187L186 57L183 55V57L182 56H177V57H175L174 58V56H169V55H164V53L162 52L161 53V51H163L164 50V48H162V46L161 45H159L160 44V41L155 37L154 38V44L153 45H151L152 47H154V45L156 46V40H158L157 41V46L156 47H154V49H156V48H159V50H160V52H159V50L158 49H156V50H154V52L156 53L157 52V54H158V52L160 53V54H158L159 55V57L157 56H155V55H157V54H154V52H152L153 51V49H151L152 51H150V50H146V48H145V46L147 47V45H148V43H146V41H147V39H148V42H151V40H152V37H146V36H149L148 34L149 33H151L152 35H154V34H156V32L158 31V25H159V27H160V29H161V31H159V35H162V33H164V31L165 30H169L171 27H173L171 24H172ZM186 22L188 23L187 24V26L186 25H184V27H182L180 24H182V23H185L186 24ZM193 22V23H192ZM233 22H235V25L233 24ZM138 23H139V25L140 24H144L143 26L142 25H138ZM151 23H152V25H151ZM165 23H166V25H165ZM196 25H195V24ZM198 23V24H197ZM201 23H203V24H201ZM229 23V27H236V29H235V33H234V39H235V37H236V41H237V38H238V40L239 41H235L234 39L232 40L233 41V43L234 44H232V47H234L235 46V44H242L245 48H247V45H248V42H249V38L251 37V35L252 34H254L257 38L261 35V34H263L262 32H264V27H260L258 30L260 31V30H262V31H260V32H258V30L256 31H252L253 29H250V28H243L242 30H244V32H247L248 30V32L246 33V37H245V34L244 33H241V32H239V31H241V28H239L238 27V22L237 21H230V22H228ZM19 24H20V26H21V24H23L21 27L22 28H19L20 26H19ZM94 24V25H93ZM97 24H99V25H101V26H99V25H97ZM195 26H194V25ZM214 24V25H213ZM17 25V26H16ZM112 25V26H111ZM128 25V26H127ZM129 25L131 26L132 25V28L131 27H129ZM212 25V26H211ZM2 26V27H1ZM13 26H15V28L13 27ZM19 26V27H18ZM105 28H104V27ZM146 26H147V28H146ZM154 26V28H152ZM161 26H162V28H161ZM166 26V27H165ZM181 26V27H180ZM211 26V27H210ZM108 27V28H107ZM110 27H112V28H110ZM141 27V28H140ZM168 27V28H167ZM4 28H7V30L6 29H4ZM8 28H10V30H12L11 31V33H9V34H5V33H8L9 31H8ZM42 28V29H41ZM98 28V29H97ZM100 28V29H99ZM104 28V29H103ZM138 28V29H137ZM144 28V29H143ZM188 28V29H187ZM208 28V29H207ZM6 31V32H4V30ZM14 29V30H13ZM19 29H22V30H19ZM41 29V30H40ZM70 29V30H69ZM89 29V30H88ZM106 29V30H105ZM110 29H112L111 30V32H113L114 30V32L113 33H110ZM114 29V30H113ZM146 29H149V30H146ZM159 29V30H160ZM162 29H165L164 31L162 30ZM179 29V30H178ZM181 29V30H180ZM185 29H187V30H189V31H187V30H185ZM197 28H194V30H196ZM205 29H207V30H205ZM213 29V30H212ZM238 29V30H237ZM3 30V31H2ZM25 30V31H24ZM29 30H33V31H35V32H37V34L35 33V35H37V45L34 43V42H36V40H33L32 38L35 36V35H31V34H33V33H29L28 31ZM37 30V31H36ZM100 30V31H99ZM134 30H136L135 32H134ZM155 30V31H154ZM194 30L193 31H191V33L192 32H194ZM198 30H199V28H198ZM198 30H196V33L198 32ZM247 30V31H246ZM8 31V32H7ZM30 31V32H31ZM39 31V32H38ZM49 31V32H48ZM69 31H71V32H69ZM85 31V32H84ZM95 31H99L100 32V34L98 35V33L97 34H95V36L93 37L92 35V32L94 33ZM130 31H132V32H130ZM143 31V32H142ZM148 32V33H146L145 34V32ZM185 31V32H184ZM207 31H209V32H207ZM218 31H219V28H218ZM4 32V33H3ZM21 32H24L25 34H23V33H21ZM28 32V34H26ZM155 32V33H154ZM243 32V31H242ZM250 32H251V34H250ZM21 33V34H20ZM40 33V34H39ZM49 33H50V35L51 36H49L48 37V35H49ZM70 33V34H69ZM106 34V36H108V34H110L109 35V37H108V43H109V41H110V43H112V40L110 39L111 38V34H114L115 35V33H116V35H117V37L118 36H120V37H114V36H112V38L114 37L115 39H113L114 41H113V43L112 44H107V37H104V35ZM129 33H131V35L129 34ZM154 33V34H153ZM161 33V34H160ZM190 33V34H191ZM259 35H257V34ZM3 34H5V35H3ZM21 36H20V35ZM55 36H54V35ZM134 34H135V36H134ZM157 34V36H159ZM242 34H244V35H242ZM7 35H11L10 36V38L8 39V37H7ZM26 35V36H25ZM32 36V38H31V40H28L29 39V37L28 36ZM91 37H90V36ZM146 35V36H145ZM23 36V38H20V37H22ZM25 36V37H24ZM30 36V37H31ZM53 36V37H52ZM98 36L99 37H101V39L100 38H98ZM133 36L135 37V38H133ZM146 38H145V37ZM151 36V35H150ZM242 36H244V37H242ZM249 36V37H248ZM28 37V39L27 40H25L26 38ZM50 37H52V38H50ZM89 37V38H88ZM133 39H132V38ZM161 37V36H160ZM160 37H159V39H160ZM177 37H179L180 38V35L179 36H177ZM176 37V38H177ZM34 38H36V37H34ZM53 38H55V39H53ZM71 38V39H70ZM84 38H86V39H84ZM87 38L88 39H94V40H96L97 38L98 39H100L101 40V42H103L102 41V39L104 40V44L102 45L101 43H100V40H96V41H91V43H92V45L91 46H89L90 44H88L89 42H90V40H87ZM105 38H106V40H105ZM120 38V39H119ZM123 38H124V40H126V41H128L127 43L129 44V46H125L126 48H127V50L125 51L124 49H126V48H121V46H124L125 45V41H123V44L124 45H120V44H118V43H122L121 41L123 40ZM142 38V39H141ZM144 38V39H143ZM150 38H151V40H150ZM179 38H177V40H179ZM196 38V39H195ZM218 39H219V37H217ZM217 38H215L216 39V41H217ZM246 38H248V39H246ZM11 39V40H10ZM23 39V40H22ZM50 41H49V40ZM69 39V40H68ZM110 39V40H109ZM134 40L135 39V43H134V41H130V42H133V44H130V42H129V40ZM146 39V40H145ZM199 39H200V41H199ZM202 39H203V42H202ZM15 40V41H14ZM19 40H21V41H23V42H21V41H19ZM53 40V41H52ZM72 40V41H71ZM76 40V41H75ZM87 40V41H86ZM117 40V41H116ZM139 40H140V42H139ZM141 40H144V42L143 41H141ZM196 40H198V42L196 41ZM206 40H208L207 41V43L205 42ZM29 43V44H31V45H29V44H27V42ZM52 41V42H51ZM55 41V42H54ZM69 41V42H68ZM75 41V42H74ZM78 41L81 43V45L82 46H80L79 44L80 43H78ZM115 41H116V43H115ZM138 41V42H137ZM21 42V43H20ZM77 42V43H76ZM88 42V43H87ZM96 42V44H97V42L98 43H100V46L102 47H105V48H107V49H105V51H104V48H101L100 46H99V44H97V45H95V46H97L96 47V49H95V51H93L94 49V44L93 43H95ZM118 42V43H117ZM125 42V43H124ZM201 42L202 43H204V44H201ZM19 43V44H18ZM26 43V44H25ZM63 43V44H62ZM67 43V44H66ZM70 43V44H69ZM75 44L74 46H76L77 48H76V50L78 51H76L74 48L75 47H73V44ZM87 43V45H88V51H86L87 50V47H86V45H85V47H84V44H86ZM137 43V44H136ZM146 45H145V44ZM151 43H153V40H152V42ZM56 44V45H55ZM58 44V45H57ZM77 44V45H76ZM117 44V45H116ZM128 44H126V45H128ZM136 44V45H135ZM141 44H143V45H145V46H141ZM19 45H21V47H23V48H25V46L24 45H28V47L29 46H31V47H29V48H27V46H26V50H24L23 48H22V50H21V48H20V50L21 51H17L19 54H17V52H16V49L17 50H19V48H18V46ZM36 45V46H35ZM53 45V46H52ZM68 47H70L69 49L67 48V50H66V47L67 46ZM78 45H79V47H78ZM110 45V46H109ZM114 45H116L117 46V48L116 47H112V46H114ZM120 45V46H119ZM99 46V47H98ZM107 46H109V49H108V47ZM149 46H150V43H149ZM148 46V47H149ZM150 46V47H151ZM34 47V48H33ZM36 47V48H35ZM39 47V48H38ZM71 47H72V49H74V51L71 49ZM82 47L83 48H85L86 50H84V49H82ZM91 47H93L92 49H91ZM110 47L111 48H113V49H111L110 50ZM119 47V48H118ZM132 47V48H131ZM139 47H141L145 52H143ZM149 47V48H150ZM151 47V48H152ZM206 47V46H205ZM263 48H264V46H262ZM261 47V48H262ZM32 48H33V50H32ZM53 48V49H52ZM64 48H65V50H64ZM81 48V49H80ZM99 48V50H97ZM148 48V49H149ZM262 48V50H260V48H259V50L257 49V51H254L252 54L251 53H249V52H247V54H249V55H247V60H246V64H248L246 67H250V70H249V67L246 69V67L245 66H243V68H241L240 70H236L235 72L233 71V69H229V72L226 74V78L225 79H222V80H220L219 82H220V87H219V93H218V95H219V98H218V106L221 108L225 103L227 104H233L234 102H236V100L238 99V94H236V93H234V90H233V82H230V81H232V80H234V79H236V78H238L241 74H243L244 72H246V73H244L243 75H245L246 77L244 78L245 80H251L252 78H255L256 76H258L260 73H263L264 72V49ZM50 49H52L51 51H49ZM162 49V50H161ZM194 49H192L193 51H194ZM29 50H30V52H29ZM32 50V51H31ZM54 50V51H53ZM57 50V51H56ZM70 50V51H69ZM71 50L73 51V53L71 52ZM91 52H90V51ZM108 50H110V52L108 51ZM124 52L123 54H122V51ZM139 50V51H138ZM141 50V51H140ZM158 50V51H157ZM28 51V52H27ZM58 52V54H57V56H56V54H53V52ZM59 51L61 52V54L59 53ZM66 51V52H65ZM68 51V52H67ZM82 51V52H81ZM84 51V52H83ZM104 51V52H103ZM148 51V52H147ZM263 51V52H262ZM14 52H16V54L14 53ZM52 54H51V53ZM75 52H77V53H75ZM127 52V53H126ZM262 52V53H261ZM31 53V55H32V57H31V55H27L29 58V60L28 59H25V58H27V56L25 55L24 57L25 58H23V54H30ZM71 55H70V54ZM108 53H109V55H108ZM148 53H153V55H150V54H148ZM73 54V55H72ZM100 54H102L103 56H101ZM114 55V56H112V55ZM260 54V55H259ZM58 55H60V56H58ZM70 57H69V56ZM75 55V56H74ZM108 55V57H106V56ZM193 55H191V57L193 56ZM262 55H263V58H262ZM5 56V57H4ZM19 57V58H21V59H25L26 60V62H28V63H26V64H30V66L29 65H27L26 66V64H25V61L24 62H22L23 60H21V61H19V60H16L17 59V57ZM33 56H35V57H33ZM37 56V57H36ZM62 56V57H61ZM68 56V57H67ZM73 57V59H72V57ZM96 56V57H95ZM120 56V57H119ZM153 57V58H150V57ZM161 56V57H160ZM168 56L170 57L169 58V61H167L168 60ZM15 57V58H14ZM47 57V58H46ZM60 59H59V58ZM112 57H117L118 59H115L116 60V63L117 62H119V65H120V67L118 68V66L117 65H115V66H117V68L115 67V66H113V67H115V68H111L110 66L112 65L111 64V60H108V61H106L105 63H104V60H103V58H106V59H112ZM146 57H149L148 59L146 58ZM164 57V58H163ZM165 57H167V59H165ZM179 57H182L183 58V60H184V58L186 59L187 58V60H182L181 58H179ZM251 57V58H250ZM254 57L256 58V57H258V58H256V59H254ZM259 57H261L262 59H260ZM3 58H5V60L6 61H4L3 60ZM35 58H36V60H35ZM38 58V59H37ZM54 58V59H53ZM58 58V59H57ZM99 58H101V59H99ZM154 58H156V59H160L161 58V60H162V62L163 63H161V60L159 61V60H155ZM178 58H179V60H178ZM188 58H189V62H190V64H189V62H187L188 61ZM248 58H250L249 60L250 61H248ZM254 60H253V59ZM52 61H51V60ZM57 59V60H56ZM99 59V60H98ZM121 59H124L125 61H123V60H121ZM137 59V60H136ZM145 59V60H144ZM149 59H153V60H155V61H153L152 60V62H151V60L150 61H148ZM164 59V60H163ZM173 59H175V60H173ZM231 59V58H230ZM230 59H229V61H230ZM258 59L260 60L259 62H258ZM35 60V61H34ZM45 61L46 60V62H49V64H51L50 66H49V69H48V71H47V73H51L52 74V77H47V76H49V74H47V73H43V75L42 74H40V73H42V72H40V69H39V62H41V61ZM88 60H90V61H88ZM96 60H97V66L95 65L94 66V69H92V65H91V63L94 65V64H96ZM112 60H114V59H112ZM114 60V61H115ZM141 60V61H140ZM147 60V61H146ZM256 60V61H255ZM3 61V62H2ZM54 61V62H53ZM120 61H122V62H120ZM129 61V62H128ZM144 61V62H143ZM168 63H167V62ZM186 61V62H185ZM254 61V62H253ZM34 63V64H32V63ZM93 62H95V63H93ZM102 62H103V64H102ZM126 62V63H125ZM139 62V63H138ZM146 62H147V66H146ZM149 62H151V63H149ZM158 62H160V63H158ZM166 62V63H165ZM231 62H232V60H231ZM250 62L252 63H254V65H256V63H259V64H257L256 66H254L253 65V63L251 64V66H254V68L256 67V69H251V68H253V67H251L250 66ZM256 62V63H255ZM261 62V63H260ZM53 63H54V65H53ZM55 63L57 64V63H59L58 64V66L57 67H59L58 69H57V67H56V65H55ZM123 63H125V64H123ZM129 63V65H127ZM186 63H188V65H189V67H188V65L186 64ZM3 64H5L4 66H3ZM101 65V66H99L100 67V69L102 70V71H100V69L98 68V65ZM108 64H110L109 65V67H108ZM118 64V63H117ZM122 64V65H121ZM144 64H145V66H144ZM156 64H158L157 66H156ZM161 64V65H160ZM185 64H186V66H185ZM192 64V65H191ZM34 66V68L37 70V68H38V72H36V70L35 71H33V73L32 72H28V75H29V78H34L35 76H33V74H36L37 75V73L39 74V75H42L43 76V79H42V82L44 83H36L35 82V84H33L34 85V87L32 86L31 87V85H30V88L32 89L31 90V92H34V94H31L32 96L33 95H35L34 96V98H32V96H28V92L30 91V88H28V85H26L25 83H22L23 81H21L19 78L17 79L18 81H17V86L18 85H20V86H22L23 84L26 86H23V87H25V88H23V87H20V86H18V88H17V86H16V79H14V78H12V76H10V79H8L7 77H5V74H8V75H10V74H13V71H14V73H15V71L16 72H18V71H20V70H24L25 68H27L28 66L29 67H31V66ZM139 65H141V66H139ZM21 66V67H20ZM24 66H26V67H24ZM33 66H32V69H34L33 68ZM37 68H36V67ZM41 66V65H40ZM52 66L55 68H53L52 69ZM71 66H74V67H72L73 69H71ZM76 66V67H75ZM92 66V67H91ZM104 66V67H103ZM123 66V67H122ZM128 66V67H127ZM149 66H151L150 68H149ZM2 67H4V68H2ZM6 67V68H5ZM23 67V68H22ZM90 67V68H89ZM125 67V68H124ZM130 67V68H129ZM152 67H154V68H152ZM167 67V66H166ZM188 68V69H186V68ZM191 67V68H190ZM244 67H245V69H244ZM19 68V69H18ZM51 68V69H50ZM76 70H75V69ZM78 68H80V69H78ZM85 68H89V69H91L93 72H91L90 71V73H88L87 74V77L84 79V81L85 82H88V85L89 84H92V85H96L97 83H99V86L100 85H102V86H100V91L102 90V93L100 92V96H101V98L103 97V95L105 94V95H108L107 96V98H106V100L104 99V97H103V100L107 103V102H109V103H111V105L109 104V103H104V101H102V99L101 98H95V99H93L91 102H93V103H90V100L93 98H91L90 100L88 99V101H87V96H90V94L87 92V90H86V87L84 86V84H83V80L82 81H80L79 83H77V81L79 80V79H77V78H80L81 79V77L85 74L84 73V70L83 69H85ZM98 68V72L96 71V69ZM124 68V69H123ZM190 68V69H189ZM192 68H194V70L192 69ZM196 68V69H195ZM258 68V69H257ZM8 71H7V70ZM112 70V72H110L111 70ZM123 69V70H122ZM143 69V70H142ZM182 69V70H181ZM262 70V71H260V70ZM10 70V71H9ZM71 70H75V72L77 71V73L78 74H75V72H74V74L76 75H72L73 74V71H72V74L70 73V71ZM80 70V71H79ZM113 70L115 71V72H113ZM146 70V71H145ZM147 70H149V71H147ZM152 72H151V71ZM156 70V71H155ZM159 70H160V72H161V70H162V72L160 73L159 72ZM190 70V71H191ZM231 70V71H230ZM248 72H247V71ZM3 71H4V73H3ZM6 71V72H5ZM56 72V73H54V72ZM79 71V72H78ZM131 71V72H130ZM137 71V72H136ZM140 72V73H139ZM149 74H148V73ZM196 73V74H194V73ZM214 72V71H213ZM213 72L211 71V72H207V74H206V72H203L202 71V74L204 73V75L205 76H207V75H209L210 77H213L214 76V74H215V72H214V74H213ZM230 72H232V73H230ZM242 72V73H241ZM10 73V74H9ZM32 73V74H31ZM68 73L70 74V76L68 75ZM84 73V74H83ZM91 73H94V74H91ZM102 73V74H101ZM115 76V78H114V76H112V74ZM210 73H212L211 75H210ZM253 73H255V74H257V75H254ZM45 74V75H44ZM62 74V75H61ZM97 74V75H96ZM136 74V75H135ZM184 74V75H183ZM191 74V75H190ZM232 75L231 77H233L232 79H231V77H229V75ZM27 75V76H28ZM58 75L59 76V81L57 80L58 78H56V80L55 79H53L54 77H56V76ZM98 75L100 76V77H98ZM130 75V76H129ZM156 75V76H155ZM196 76L195 77V79L193 80V76ZM228 75V76H227ZM7 76V75H6ZM38 76V75H37ZM51 76V75H50ZM54 76V77H53ZM66 76V77H65ZM75 76V78L77 79H72L73 77ZM77 76H79V77H77ZM89 76V77H88ZM127 76H128V80H127ZM153 78H152V77ZM61 77H62V79H61ZM71 77V78H70ZM95 77V80L94 79H92V78H94ZM97 77V78H96ZM134 78V80H132L133 78ZM144 77V78H143ZM49 78H51L50 80H49ZM67 78V79H66ZM88 78H90L89 80H88ZM112 78H114L113 80H112ZM137 78V79H136ZM150 78V79H149ZM53 79V80H52ZM116 79V80H115ZM149 79V84H148V82H147V80ZM187 79V78H186ZM192 79V80H191ZM230 81H229V80ZM7 80H8V82H7ZM14 80V81H13ZM53 82H52V81ZM64 80V81H63ZM66 80V81H65ZM69 80V81H68ZM72 80V81H71ZM76 82H75V81ZM87 80V81H86ZM129 80H131V81H129ZM196 80V81H195ZM226 80H228L229 82H227ZM6 81V82H5ZM13 81V82H12ZM57 81V82H56ZM69 83H68V82ZM94 81V82H93ZM138 81V82H137ZM145 83H144V82ZM194 81V82H193ZM52 82V83H51ZM55 82V83H54ZM62 82H66V83H68V89L70 90V91H72V92H70L69 90H68V93H66V94H64V97H61V98H58V96L57 95H53V91L55 90V89H57V88H55L56 87V85H58V84H61ZM73 82H74V84H73ZM92 82V83H91ZM130 82V83H129ZM133 82H134V84H133ZM135 82H137L136 84H135ZM143 82V83H142ZM147 82V83H146ZM150 82H152V83H150ZM188 82H190V83H188ZM193 82V83H192ZM13 83V84H12ZM72 83V84H71ZM112 83L113 84H115V85H112ZM129 83V84H128ZM141 83L143 84V86L141 85ZM184 83H185V85H184ZM224 83H226V85L224 86ZM232 83V84H231ZM8 85V88H6L7 87V85ZM10 84H12V85H10ZM36 84H37V86H36ZM43 84V85H42ZM71 84V85H70ZM104 84V85H103ZM131 84V85H130ZM188 84V85H187ZM16 87H15V86ZM53 85H54V88H53ZM70 85V86H69ZM81 85V86H80ZM112 85V86H111ZM133 85V86H132ZM134 85L135 86H137L136 88H142L143 87V89H137V94L135 93V91H136V88L134 87ZM191 85V86H190ZM195 85V86H196ZM229 85H231L230 86V88L228 87ZM10 86H11V90H10ZM60 86V85H59ZM73 86V87H72ZM82 86H84V87H82ZM113 86H114V88H113ZM146 86V87H145ZM154 86V85H153ZM195 86L194 87H192V90L193 89H195V90H197V88H195ZM196 86V87H197ZM224 86V87H223ZM226 86H227V88H226ZM13 87H15V89L13 88ZM37 87V88H36ZM107 87H108V89H107ZM110 87V88H109ZM232 87V88H231ZM26 89L27 88V90H21V92H20V89ZM35 88V89H34ZM83 88V89H82ZM85 88V89H84ZM105 88V89H104ZM146 88V89H145ZM147 88H149V89H147ZM153 88H155V87H153ZM229 88V90H227ZM9 91V94H7V92L5 91ZM9 89V90H8ZM53 89V90H52ZM107 92V90H109L110 91V93H109V91H108V94L107 93H104L105 91ZM131 89V90H130ZM132 89H133V92H132ZM135 89V90H134ZM226 89L227 91H224V90ZM19 90V91H18ZM29 90V91H28ZM84 90V91H83ZM130 90V91H129ZM233 90V91H232ZM22 91H23V93H24V96L22 95V94H20V93H22ZM25 91V92H24ZM104 91V92H103ZM111 91H117L116 93L114 92V94L111 92ZM138 91H143V93L141 92H138ZM184 91V90H183ZM181 92V94L183 93V96H185L184 94V92ZM10 92L12 93L11 95H10ZM14 92V93H13ZM122 92V93H121ZM125 94H124V93ZM131 92H132V94H131ZM221 92V93H220ZM229 92V93H228ZM231 92H232V94H234V96L233 97H235L236 96V98L237 99H233L232 97H231ZM7 94V96H6V94ZM27 93V95H26V97H28V98H26L25 97V94ZM30 93V92H29ZM54 93H56V90H55V92ZM139 93V94H138ZM154 94V97H153V95H151V94ZM15 96H14V95ZM57 94V93H56ZM68 94H70V95H68ZM85 97V94H86V97H85V99H86V101L88 102V104L87 103H84L80 98H82L83 96ZM103 94V95H102ZM111 94H113L112 96H111ZM123 94V95H122ZM140 94H142V95H140ZM221 94H224V98H223V96L221 97ZM226 94V95H225ZM66 95V96H65ZM81 97H80V96ZM104 95V96H105ZM127 95V96H126ZM147 97H146V96ZM150 95L152 96V97H150ZM10 96V97H9ZM53 97V98H51V97ZM67 96H69V97H67ZM111 96V97H110ZM118 96V97H117ZM123 96H125V101L123 100ZM135 96V98H133V97ZM140 96V97H139ZM156 96L158 97L157 98V100H156ZM229 96H230V98H229ZM78 97V98H77ZM109 97V98H108ZM116 97V98H115ZM149 97V98H148ZM56 98H58V99H56ZM63 98V99H62ZM153 98V99H152ZM222 98V100L224 99V101H225V103L223 104H221L220 102L222 101V100H220ZM13 99H15V100H13ZM25 99H27V101L25 100ZM29 99V100H28ZM32 99H34V106L36 107V106H38V109H39V112L38 111H36V109H37V107L34 109L32 106V109H29V107H28V102H30ZM123 100V101H119V100ZM127 99V100H126ZM135 99V100H134ZM229 99V102L227 101ZM37 100H39V102H38V105L36 104V101ZM58 100V101H57ZM65 100H68L69 102H67V101H65ZM78 100V101H77ZM113 100H116V101H114V102H112ZM232 100V101H231ZM263 100H264V97H263ZM53 101V102H52ZM95 101H99V103H101V104H99V103H97V105L98 106H96V104H94L95 103ZM156 101V102H155ZM62 104H64V105H62ZM66 102H67V104H66ZM80 102V103H79ZM82 102V103H81ZM119 102H122V103H120V104H118ZM262 102V101H261ZM114 103V104H113ZM151 103V104H152ZM260 103V102H259ZM32 104H33V102H32ZM31 104V105H32ZM59 106H58V105ZM85 104H87L86 106L87 107H85ZM93 106H92V105ZM110 105L111 106V108H110V106H109V108H110V112H109V115H107L106 117L105 116H103L102 117V115L101 114H105V111L104 110H106L105 108L107 107V106H105V105ZM124 104V105H123ZM263 104L264 103H261V104H259L261 107H263ZM2 105V106H1ZM27 105V106H26ZM89 105H91V106H89ZM123 105V106H122ZM222 105V106H221ZM42 106V107H41ZM103 108H102V107ZM122 107V109L120 110V111H118L119 109H120V107ZM24 107V108H23ZM96 107V108H95ZM114 109H113V108ZM116 107L118 108V110L116 109ZM151 107H153V105L151 106ZM94 108H95V110H94ZM108 108V107H107ZM24 109L26 110L25 112H24ZM44 109V110H43ZM93 109V110H92ZM102 109H104V110H102ZM124 109V110H123ZM147 109H148V112L150 113L149 115L147 114ZM222 109V108H221ZM30 110V111H29ZM78 110V111H77ZM87 110V111H86ZM108 110V109H107ZM34 111H36L35 113H34ZM3 112V113H2ZM28 112V113H27ZM31 112V113H30ZM87 112V113H86ZM88 112H90V113H92V115L90 114V113H88ZM101 112V113H100ZM107 113L106 114H108V111H106ZM116 112V113H115ZM120 112V113H119ZM25 113H26V115L28 114L29 115V113H30V118L29 119H33V121H31V120H26V119H28V117L29 116H26V117H24L23 118V116H25ZM34 113V114H33ZM37 113H41L42 114V116H40V114L38 115ZM86 113V114H85ZM99 113V114H98ZM37 114V115H36ZM88 114V115H87ZM105 114V115H106ZM44 115V116H43ZM89 115H91V116H89ZM96 115V116H95ZM100 117H98V116ZM129 115V116H128ZM132 115H133V117H132ZM37 116H39L40 118H37ZM111 116V115H110ZM135 116V117H134ZM148 116H152V117H150V119H148ZM156 117H157V115H155ZM64 117V118H63ZM86 117V118H85ZM95 117H97L98 119H101V117L102 118H105V120H103V119H101L100 121L102 122H100V123H97V120L98 119H96ZM155 117V118H156ZM34 118H35V121H34ZM37 118V119H36ZM94 119V121L97 123V124H99V126H97V124L96 125H94L93 123H94V121H93V119ZM108 118V117H107ZM151 118H153V119H151ZM135 119V120H134ZM26 120V121H25ZM137 120V121H136ZM147 120H149V121H151L152 122V126H150V127H147V126H149V124L151 123V122H149V121H147ZM21 121H22V123H21ZM24 121V122H23ZM30 123H28V122ZM38 121V122H37ZM92 123H91V122ZM35 122V124H33V123ZM22 124V126L20 125V124ZM25 123H27L28 124V126L29 125H31V123H32V127H33V129L31 130V126L29 127L30 128V130L31 131H34L35 132V134L33 133V135L34 136H36V137H32V135L31 136H27L24 140L25 141H20L19 142V148L18 149H16V147H14L13 148V144H11V143H9V142H12V141H10L11 140V138H12V133L14 132V130H19L18 129V127H20V128H22L23 130H26L27 128H28V126L27 125H25ZM87 123V124H86ZM106 123V124H105ZM156 123V122H155ZM24 124V125H23ZM93 124V125H92ZM39 125V126H38ZM101 125V126H100ZM24 126H27V128L25 127L24 128ZM63 126V127H62ZM93 126H94V128L95 129H97L98 131H96V132H98V133H96V132H93L94 131V129H93ZM132 126H130V127H132ZM60 127H61V129H60ZM101 129V131H103L104 132V135L101 133V135H100V129ZM106 127H108V129L106 128ZM28 128V129H29ZM36 128V129H35ZM66 130H65V129ZM103 128V129H102ZM38 130V131H37ZM63 131V132H61V131ZM27 131H29V130H26V133H27V135H29V133H30V131H29V133L27 132ZM107 131V132H106ZM37 132V133H36ZM60 132V133H59ZM64 132H65V135H64ZM105 132H106V134H105ZM50 133V134H49ZM11 136H10V135ZM14 134H16V133H14ZM13 134V135H14ZM63 134V135H62ZM95 134V135H94ZM99 134V135H98ZM39 135H41V136H39ZM56 135V136H55ZM66 135H68V136H66ZM96 135H98V137H96L97 139H95V136ZM219 135V134H218ZM217 135V136H218ZM43 136V137H42ZM51 136H52V138H51ZM61 136H63V138H66V139H64L63 140V138H60ZM66 136V137H65ZM99 136H101V137H99ZM103 136V137H102ZM9 137H11V138H9ZM30 137H32L33 139H30L29 140V138ZM56 139H54V138ZM70 138V139H68V138ZM92 137V136H91ZM134 139H133V138ZM49 138H51V139H49ZM60 138V139H59ZM101 138V139H100ZM28 139V140H27ZM36 139V140H35ZM38 139V140H37ZM46 139H48V140H46ZM53 139H54V142H52L53 141ZM58 139V140H57ZM79 139V140H78ZM35 142H34V141ZM46 140V141H45ZM60 140H62V142L60 141ZM66 140H69V141H66ZM96 140H98V141H96ZM9 141V142H8ZM27 141H29L30 142V144H29V142L27 143ZM44 141V142H43ZM93 141H92V143H93ZM48 142H49V144L51 143V144H53V146H54V148L51 146L50 148L52 149L51 151L53 152V153H59L58 155L57 154H53L52 152H47L48 151V149H45V147H47L46 146V144L48 145ZM24 143L26 144V145H31V143L32 144H34L36 147H33L34 145H31V149H29L28 147H27V149H26V147H25V145H24ZM97 143V144H96ZM98 143H99V145H98ZM22 144L24 145V147L22 146ZM39 144V145H38ZM70 144V145H69ZM133 144V143H132ZM45 145V146H44ZM67 145V146H66ZM5 146V147H4ZM64 146V147H63ZM66 146V147H65ZM49 147V146H48ZM78 147V148H77ZM81 147V149L82 150H80L79 148ZM137 147V149H135ZM20 148H22V150H19ZM34 148H35V150H34ZM41 148V151L40 150H38V149H40ZM44 148V149H43ZM49 148V149H50ZM62 148H63V150L65 151V154H66V156L68 155V154H70L71 155V157L70 156H67V157H65V154H64V152H62L63 150H62ZM67 148V149H66ZM67 151H66V150ZM140 149V150H139ZM35 151L36 153H37V151L38 152H40L41 153V156H40V153H38L39 154V156H38V154L36 155L35 154V152H32V151ZM37 150V151H36ZM44 150V151H43ZM57 150H62L61 151V153H63V155L61 156V153H60V151H57ZM17 151H19V153L17 152ZM55 151V152H54ZM137 151H139L138 153H137ZM221 151H224V150H221ZM46 152V155H45V157H44V153ZM67 152V153H66ZM31 153H33V154H31ZM158 155H156V154ZM224 153V152H223ZM50 154V155H49ZM133 154V155H132ZM139 154H142L143 155V157H141L142 155H139ZM42 155H43V158H42ZM57 155V158H59V161H58V159L55 157ZM59 155H60V157H59ZM98 155V154H97ZM53 156H54V158H53ZM145 156V157H144ZM186 155H182L181 157L182 158H184ZM34 157H36V159L34 158ZM38 157H41V158H39V159H37ZM50 157V159H47V158H49ZM64 157L66 158V159H64ZM69 157V158H68ZM74 157H75V159H74ZM99 157L101 158V159H99L100 161H102V159H103V157L101 156V155H99ZM98 156H97V158L96 159H98L99 158ZM139 157V158H138ZM142 159H145V160H143V162H142V160H140L141 158ZM156 157H157V159H156ZM180 157V159H182ZM185 158H187V157H185ZM54 159H56V160H54ZM62 159V160H61ZM64 159V160H63ZM72 159V160H71ZM156 159V160H155ZM51 160V161H50ZM137 160V161H136ZM149 160V161H148ZM39 161H40V163H39ZM50 163H49V162ZM82 161H84V162H82ZM146 161H148L147 163H145ZM158 161V160H157ZM156 161V162H157ZM180 161V160H179ZM186 161V159L185 160H181V162H185ZM48 162V163H47ZM68 162V163H67ZM155 162V163H156ZM180 162V163H181ZM36 163V164H35ZM39 163V164H38ZM45 165H44V164ZM152 163V164H151ZM49 164V165H48ZM68 164V165H67ZM70 164V165H69ZM111 164V163H110ZM151 164V165H150ZM36 165V166H35ZM40 166V167H39ZM62 166V167H61ZM111 166V165H110ZM35 167V168H34ZM56 167L57 168H60V169H56ZM259 167V166H258ZM24 168H26V171L28 172H26L25 171V169ZM171 169L172 168H174L173 166L172 167H170ZM259 168H261V172H258V171H260V169H258V170H256L255 172H254V174H253V178L254 179H257V178H260V174H262L263 173V171H262V169H263V167L262 166H260ZM32 169H35V170H32ZM110 169V171H111V167L109 168ZM37 170H39V171H37ZM57 170V171H56ZM12 171V172H11ZM16 171V172H15ZM25 171V172H24ZM56 171V172H55ZM109 170H107V173L106 174H108L107 176H109V177H107V178H110V179H105V180H103V178L102 179H100V182H99V180H97V181H92V180H89V178H85V179H82V181H80V183L81 184H83V185H86L87 184V188L88 187H96V188H98V191H96L95 193L96 194H98V195H101V194H104V192H105V190H108V189H111V188H119V185L117 184V183H119V181L118 180H120V177L119 176H117L116 174L117 173H112V174H110V171L108 172ZM2 172V173H1ZM61 172V173H60ZM258 172V173H257ZM22 173H25L24 175L22 174ZM27 173V174H26ZM57 173H58V175H57ZM165 173H167V172H165ZM165 173H163V172H158V174H160V175H158V177H157V175H155V177H157V178H159V176H161L162 174H165ZM4 174V175H3ZM24 176H22V175ZM10 175V176H9ZM42 175V176H41ZM52 175V177L53 178H55V179H63L64 181H63V183L62 184H64V182L66 181V182H68V184L66 183V185L65 186H63L61 183H57V182H61V180L59 181V180H55V179H53L52 178V181L53 182H55L56 184H54V186H51L52 184H51V178L49 179L48 177H50ZM116 175V176H115ZM255 175H257V176H255ZM12 176V177H11ZM114 176V177H113ZM46 177V178H45ZM57 177V178H56ZM103 177H106V176H103ZM113 177V178H112ZM119 177V178H118ZM154 177V178H155ZM256 177V178H255ZM47 178L49 179V182H48V184H47ZM69 181H68V180ZM22 180V181H21ZM44 180H45V183H44V186H43V182H44ZM102 180V181H101ZM109 180V181H108ZM112 180V181H111ZM88 181H89V183H88ZM103 181H104V184H103ZM105 181H108V182H105ZM72 182V183H71ZM86 182V183H85ZM91 182V183H90ZM101 182H102V185H101ZM111 182V183H110ZM114 182V183H113ZM25 184V185H24ZM51 184V185H50ZM57 184H61L62 186L60 187L59 186V188L58 187H56V185ZM108 184V185H107ZM114 184V185H113ZM120 184V183H119ZM24 185V186H23ZM48 185H50V187L48 186ZM90 185V186H89ZM92 185V186H91ZM104 185V187H102ZM112 185V186H111ZM118 187H117V186ZM49 188H48V187ZM58 186V185H57ZM68 186V187H67ZM108 186H110V187H108ZM25 187V188H24ZM99 187H100V189H99ZM101 187H102V189H101ZM24 188V189H23ZM28 190H27V189ZM57 190H56V189ZM18 189H21V190H18ZM47 189H50L49 191L47 190ZM8 190V189H7ZM10 190H9V192H10ZM63 190V188L61 189V191ZM99 190H102V191H100L99 192ZM7 192V191H6ZM49 192V193H48ZM51 193V194H52ZM94 193V194H95ZM11 194H12V192H10V196H11ZM31 194H28V195H30L31 196ZM46 194H48V196L46 195ZM15 195V194H14ZM13 196V195H12ZM39 196V197H38ZM44 196H46V197H44ZM44 198H45V200H44ZM43 199V200H42ZM47 199V200H46ZM2 200H3V198L1 199V201L0 202H2ZM58 201H61V200H58ZM81 201V200H80ZM9 203V202H8ZM14 203H16V204H14ZM47 203V202H46ZM45 203V204H46ZM11 204V203H10ZM13 205H15L16 207H17V205H18V208L20 209H18V208H16V214H19V215H21V216H23V215H25V217L24 218H17L16 219V221H15V224H18L17 225V227H15V228H17V229H15L14 227H13V224H14V222L13 223H11L10 221H4V222H2L1 224H0V251H4V250H6L7 248H8V246L9 245H12L13 244V240H15V237H16V233L17 232H23V235H24V238H26V239H28L30 242H33V243H35L34 245H38V247H39V249L38 250H35L34 251V249H32L33 250V253H32V258H31V260L33 261V259H35L34 260V263H32L31 261H30V258L28 259V257H26V259H25V257H23V256H19L20 258H18V255H12L11 257H9L10 259H8V262H11V263H6V262H0V264H12L13 262H14V264L15 263H17V264H19V263H23V264H25L24 262H26L27 264H49L48 263V258H47V255L45 254V252L47 251V250H45V248H48V247H52V246H55L56 244H57V242H58V240H59V238H58V235L57 234H55V233H53V231H50L49 232V235L47 236V235H44L45 234V231H39V230H43L44 228H46L47 227V225H48V223L49 222H51V221H53V220H55V219H57V220H59L58 222V224H64V223H61V222H63V221H61V219L62 220H64V222H65V224L67 223V221H65V218H61V217H58L57 215H55L54 213L52 214V213H49L48 215H49V220H48V215H45L47 218H46V220L44 221V214H42V212H36V210L33 208L32 209V207H28L26 204H24V205H22V207H21V204H17V202H13L12 203ZM44 204V203H43ZM67 206V204H64L63 206ZM4 207V208H3ZM2 208H1V206H0V212H2V213H0V222H1V220L3 219V215L4 214H6L7 216H8V214L7 213H4V212H8V209H6L7 208V206L5 207V206H3ZM18 209V210H17ZM22 209H23V211H22ZM4 210V211H3ZM28 210V211H27ZM21 212H23V213H21ZM26 212H28V213H26ZM23 214V215H22ZM5 215V216H6ZM32 215V216H31ZM26 218V219H25ZM34 218H37V219H34ZM34 219V220H33ZM30 220V221H29ZM48 220V221H47ZM237 220V218H234V220L233 221H236ZM33 221V222H32ZM61 221V222H60ZM17 222V223H16ZM27 222H29V224H31V225H29ZM34 223V224H32V223ZM35 222H36V224H35ZM4 223V224H3ZM11 223V225H9ZM6 224V225H5ZM44 224H46V226L44 225ZM75 225V224H74ZM20 226V227H19ZM36 226V227H35ZM45 226V227H44ZM76 227H80L79 225H75ZM190 226V225H189ZM189 226H183L182 228L184 229V231H190V233H193L192 235H189V236H186V237H188L187 239H185V242H183L184 240H182L181 242L179 241V243H178V240L179 239H182L181 237H179V238H177V239H173V240H171V243H169V244H167L166 243V241H163V242H153V243H155L156 245H158V246H160V252L161 253H163V252H166V253H163L162 255H161V257H160V261L159 260H157V264H178V263H180V264H184V262H185V264H191V262L193 261L192 259L193 258H195V256L197 255V256H199L200 254H205V251H206V248L208 247L207 245H209L208 243H207V241L206 240H204V241H202V239H207L206 237H207V235L205 234L206 232V230H204V229H202V230H197L196 231V233L194 234V230L193 229H191L192 227H189ZM44 227V228H43ZM32 228H36L35 230H37V231H35L34 229H33V231H30V229L32 230ZM82 228V227H81ZM15 229V230H14ZM18 229H21V230H19L18 231ZM187 229V230H186ZM189 229H191V230H189ZM12 230V231H11ZM23 230H26V231H23ZM28 230L30 231V232H28ZM200 232V234H199V232ZM37 232V233H36ZM42 232V233H41ZM198 232V233H197ZM35 233V237H32V238H38V242L36 241V239H35V241H34V239H32L30 236H32L33 234ZM41 233V235L43 236V237H41L39 234ZM38 234V235H37ZM27 235H29L28 236V238H27ZM95 235H97V234H93L92 236H95ZM201 235V236H200ZM203 235H205V236H203ZM34 236V235H33ZM47 238H46V237ZM57 238H56V237ZM199 236V238H201V239H196V237H198ZM13 237H14V239H13ZM50 237H52V238H50ZM40 238H41V240H40ZM43 238V239H42ZM45 238V239H44ZM95 240H94V239ZM92 238V242L91 241H89L90 239H87V241L85 240L82 244H84V249H83V255H84V259L85 260H88L89 261V259H91V258H93V259H96V257H97V259L95 260V261H90V262H88L89 264H101L102 263V261H104V259H105V257L103 258H100L102 255H103V251H102V253H101V248L99 247V246H97V244H95V243H98V241L97 240H99V238H97V237H93ZM193 238H195V239H193ZM11 239V240H10ZM48 239H50V240H48ZM190 239H192V240H190ZM94 240V241H93ZM197 240L199 241V242H197ZM57 241V242H56ZM88 241L90 242V243H88ZM177 241V242H176ZM193 243H195V241L197 242V243H195L196 244V246L194 245V244H192V242ZM94 242V243H93ZM176 242V243H175ZM187 242H191L190 243V246L191 247H193V249L192 248H190L189 246H187V245H189V244H187V245H185ZM204 242V243H203ZM37 243V244H36ZM204 245H203V244ZM81 244V245H82ZM92 244H95V246L94 245H92ZM176 244V245H175ZM178 244V245H177ZM202 244V245H201ZM8 245V246H7ZM89 245V246H88ZM92 245V246H91ZM181 247H180V246ZM194 245V246H193ZM6 246V247H5ZM88 246V248H86ZM172 246V248L174 249H172V248H170ZM175 246V247H174ZM203 246V248H201ZM99 247V248H98ZM163 247V248H162ZM177 247H179V248H177ZM183 247V248H182ZM187 247H189L188 249H187ZM195 247L197 248V250L195 249ZM4 248V249H3ZM167 248H169V249H167ZM186 248V249H185ZM200 248V249H199ZM100 250V252H98L99 250ZM164 249V250H163ZM190 249V250H189ZM196 251H198V252H196L195 253V250ZM28 250H30V249H28ZM86 250H89V251H86ZM98 250V251H97ZM182 250V251H181ZM194 250V251H193ZM170 251H172V252H170ZM185 251H187V253L185 252ZM204 251V252H203ZM94 252V253H93ZM175 253V255H173L174 253ZM188 252H189V254H190V256H188L189 254H188ZM200 252H203V253H200ZM169 253V254H168ZM186 253V254H185ZM194 253H195V255H194ZM35 254H37V255H35ZM164 254H167V255H165V257H162V256H164ZM171 254V255H170ZM184 254L185 255H187V256H184ZM193 256H192V255ZM34 255H35V258H33L34 257ZM97 255H99V256H97ZM168 255H170L169 257H168ZM183 255V256H182ZM104 256V255H103ZM176 256H177V258L178 257H180V258H178V259H176ZM196 256V257H197ZM23 257V258H22ZM46 257V258H45ZM62 258L61 259H64V257L63 256H61ZM89 257H91V258H89ZM128 257V258H127ZM166 257H168V259L166 258ZM172 259H171V258ZM175 257V258H174ZM16 258L17 259H19V261H16ZM99 258H100V260H99ZM163 258H166L167 260H169V262L168 263H166V262H163V261H167L166 259L164 260ZM188 260H186V259ZM189 258V259H188ZM24 261H23V260ZM126 259H129V260H126ZM132 257H130V256H121V259L120 260H117V262H116V264H123V263H125V264H130V262H132ZM162 259V260H161ZM13 260H15V261H13ZM27 260H29L28 262H27ZM97 260H99V261H97ZM121 260H122V262H121ZM186 260V261H185ZM97 261V262H96ZM170 261H173V262H170ZM99 262H101V263H99ZM158 262H160V263H158ZM190 262V263H189ZM87 263V264H88ZM137 264V263H135V262H132L131 264Z\"/></svg>","mask_w":264,"mask_h":264}]
</instances>
